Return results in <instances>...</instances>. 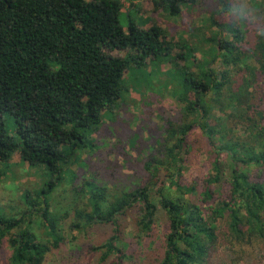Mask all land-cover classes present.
I'll return each instance as SVG.
<instances>
[{
    "label": "trees",
    "instance_id": "16d2710c",
    "mask_svg": "<svg viewBox=\"0 0 264 264\" xmlns=\"http://www.w3.org/2000/svg\"><path fill=\"white\" fill-rule=\"evenodd\" d=\"M196 2L154 0V10L176 16L182 5ZM230 3L206 4L208 22L216 28L215 46L208 45L211 38L206 41L209 59L195 69L178 65V58L187 56L184 49L171 59L170 68L180 72L186 117L195 119L168 122L160 141L164 158L146 159V182L111 194L91 176L79 188L91 209L75 210L68 227H109L110 236L88 247L103 264H264V37L228 22L224 13ZM120 12L118 0H0V164L16 152L27 166L50 175L33 194L24 191L20 216L0 214V264H44L46 252L63 243L58 222L48 217L49 195L69 176L67 170L75 173L79 150L87 147L103 115H115L125 73L132 75L146 59L161 61L171 54L172 43L160 26L129 21L124 28ZM6 114L15 134L6 129ZM195 127L211 160L202 177L186 178ZM89 146L93 149L92 141ZM161 169L169 186L162 180L156 195L166 221L154 233L159 209L150 186H158ZM7 171L0 167V176ZM133 209H138L137 234L128 237L122 221ZM33 211L52 242L33 232Z\"/></svg>",
    "mask_w": 264,
    "mask_h": 264
},
{
    "label": "rangeland",
    "instance_id": "374dc122",
    "mask_svg": "<svg viewBox=\"0 0 264 264\" xmlns=\"http://www.w3.org/2000/svg\"><path fill=\"white\" fill-rule=\"evenodd\" d=\"M118 1L121 3L119 21L124 28L128 27L129 21L140 27L156 24L166 33L165 40L172 43V51L161 61L146 59V64L133 69V77L128 72L125 73L123 97L115 115L111 116L112 118L108 113L103 115L102 123L99 129L90 135L87 147L79 150L81 159L73 166L75 173L67 170L69 176L49 195L48 217L58 222L64 240L59 247H52L46 252L44 264H103L98 253L89 251L88 247L102 243L110 236L109 227L95 223L87 227L86 231H71L68 227L74 219L75 210L91 209L88 194L79 190L83 180L94 176L98 183L107 186L111 194H119L122 190L143 185L149 175L145 168L146 159L153 154L158 158H164L160 141L166 137L168 122L175 125L195 119L194 116L186 117L180 99L183 95L180 72L175 67L170 68V62L171 59H175L174 53L180 49H184L187 56L184 60L178 58L179 66L183 64L195 69L199 62L210 58L205 50L208 45L215 46V42L212 41L215 34L213 36L212 34L216 33V28L208 22L211 8L206 4L213 3V0H197L194 4L182 5L181 13L176 16H168L159 9L154 10V0ZM233 2L239 3L240 0ZM252 6L258 15L264 17V0H255V2L253 0ZM223 37L230 38L227 33H224ZM208 38L211 39L207 45ZM249 48L254 49V46L245 48L246 54ZM114 53L124 54L117 51ZM250 62L252 68L257 67L255 59H250ZM5 123L7 131L15 134V123L9 114L5 115ZM190 135L196 140L186 157L184 177H202L208 172L211 157L204 141H202L203 147L198 143L201 138L200 129L195 127ZM91 141L94 144L93 149L89 146ZM163 160L167 162V159ZM4 165L8 166V171L6 175L0 176V214L5 217H17L26 209L23 201L24 191L28 190L33 194L50 175L46 172L43 174L39 168L27 166L16 152L7 162H2L0 167ZM165 172L166 170L161 169L157 174L158 177H155L158 178L156 181L158 186H150L151 197L159 209L154 233L165 227L166 219L156 195V189L161 185ZM163 182V185L169 186L168 180ZM169 190L173 193L174 189L169 187ZM40 205L42 206L41 203ZM38 207L39 205L36 209ZM130 213L131 215L122 221L125 226V236L128 237L137 234L133 218L138 215V209L135 212L133 209ZM31 219L32 230L38 239L45 243L51 241L52 238L45 224L35 211L32 212ZM144 242L149 243L147 240ZM2 254L5 256V248L2 249Z\"/></svg>",
    "mask_w": 264,
    "mask_h": 264
},
{
    "label": "clouds",
    "instance_id": "9594fccd",
    "mask_svg": "<svg viewBox=\"0 0 264 264\" xmlns=\"http://www.w3.org/2000/svg\"><path fill=\"white\" fill-rule=\"evenodd\" d=\"M224 16L228 22L248 26L257 36L264 37V17L257 14L250 0H240L239 3L231 0Z\"/></svg>",
    "mask_w": 264,
    "mask_h": 264
}]
</instances>
